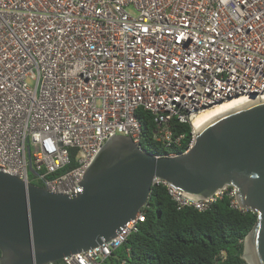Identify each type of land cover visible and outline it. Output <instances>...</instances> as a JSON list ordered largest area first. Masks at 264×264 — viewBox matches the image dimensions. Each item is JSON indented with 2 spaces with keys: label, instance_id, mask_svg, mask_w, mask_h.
Returning <instances> with one entry per match:
<instances>
[{
  "label": "built area",
  "instance_id": "obj_1",
  "mask_svg": "<svg viewBox=\"0 0 264 264\" xmlns=\"http://www.w3.org/2000/svg\"><path fill=\"white\" fill-rule=\"evenodd\" d=\"M244 95L264 100V0H0V172L27 184L83 192L113 136L146 151L140 109L162 146L151 154L181 156L201 112ZM175 122L192 129L184 151ZM160 185L178 209L205 212L226 196L246 211L234 187L200 200ZM141 211L120 236L63 262L106 264L140 231Z\"/></svg>",
  "mask_w": 264,
  "mask_h": 264
},
{
  "label": "water",
  "instance_id": "obj_2",
  "mask_svg": "<svg viewBox=\"0 0 264 264\" xmlns=\"http://www.w3.org/2000/svg\"><path fill=\"white\" fill-rule=\"evenodd\" d=\"M155 179L200 200L234 187L239 205L258 216L243 258L264 264V100L213 119L178 157L159 158L113 136L73 195L0 172V264H55L111 241L147 207Z\"/></svg>",
  "mask_w": 264,
  "mask_h": 264
},
{
  "label": "trees",
  "instance_id": "obj_3",
  "mask_svg": "<svg viewBox=\"0 0 264 264\" xmlns=\"http://www.w3.org/2000/svg\"><path fill=\"white\" fill-rule=\"evenodd\" d=\"M137 118L142 124L143 148L149 153H162L152 140V115L140 109ZM174 125L178 134L185 135L184 151L192 129L186 124ZM141 212L145 222L140 231L131 235L106 264H248L243 258L245 240L258 216L250 210L233 209L226 196L205 212L178 209L165 186H154Z\"/></svg>",
  "mask_w": 264,
  "mask_h": 264
},
{
  "label": "bare ground",
  "instance_id": "obj_4",
  "mask_svg": "<svg viewBox=\"0 0 264 264\" xmlns=\"http://www.w3.org/2000/svg\"><path fill=\"white\" fill-rule=\"evenodd\" d=\"M254 99L256 98L250 95H244V96L234 97L230 100L216 104L215 106L204 110L197 116V118L194 120L193 123L194 129L198 131L213 119L221 115H224L230 111H233L243 105H246L251 101H253Z\"/></svg>",
  "mask_w": 264,
  "mask_h": 264
},
{
  "label": "rangeland",
  "instance_id": "obj_5",
  "mask_svg": "<svg viewBox=\"0 0 264 264\" xmlns=\"http://www.w3.org/2000/svg\"><path fill=\"white\" fill-rule=\"evenodd\" d=\"M156 147L159 148L160 150L162 149V146L160 144H157Z\"/></svg>",
  "mask_w": 264,
  "mask_h": 264
}]
</instances>
